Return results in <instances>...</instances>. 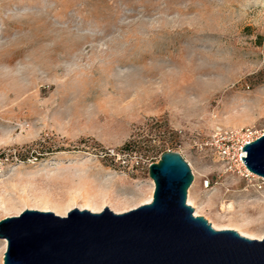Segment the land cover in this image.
I'll use <instances>...</instances> for the list:
<instances>
[{
  "label": "rangeland",
  "instance_id": "obj_1",
  "mask_svg": "<svg viewBox=\"0 0 264 264\" xmlns=\"http://www.w3.org/2000/svg\"><path fill=\"white\" fill-rule=\"evenodd\" d=\"M217 126L264 134V0H0V221L136 209L175 152L187 204L263 240L264 179L197 146Z\"/></svg>",
  "mask_w": 264,
  "mask_h": 264
},
{
  "label": "water",
  "instance_id": "obj_2",
  "mask_svg": "<svg viewBox=\"0 0 264 264\" xmlns=\"http://www.w3.org/2000/svg\"><path fill=\"white\" fill-rule=\"evenodd\" d=\"M242 158L264 179V136ZM151 203L122 214L74 209L66 216L26 211L0 221L4 264H264V239L215 230L187 204L193 182L179 153L149 166Z\"/></svg>",
  "mask_w": 264,
  "mask_h": 264
},
{
  "label": "built area",
  "instance_id": "obj_3",
  "mask_svg": "<svg viewBox=\"0 0 264 264\" xmlns=\"http://www.w3.org/2000/svg\"><path fill=\"white\" fill-rule=\"evenodd\" d=\"M264 134H259L251 128L241 130L224 129L215 127L210 136L197 143L200 150L212 152L226 175L238 176L249 179L253 176L246 168L242 158H247L243 148L260 139Z\"/></svg>",
  "mask_w": 264,
  "mask_h": 264
},
{
  "label": "bare ground",
  "instance_id": "obj_4",
  "mask_svg": "<svg viewBox=\"0 0 264 264\" xmlns=\"http://www.w3.org/2000/svg\"><path fill=\"white\" fill-rule=\"evenodd\" d=\"M153 194H154V191H152L150 197L146 200V203L145 204H149V203L152 202V200H153ZM79 199L82 201L83 209L90 210L93 213H96V212L99 213V212H101V208L99 207V205L97 204V202L95 203L96 198L93 197L89 193V191L87 189H84L81 193L79 192V194L77 193L76 195H74L73 196V200L71 201V203H74L75 201H78ZM103 203H105V200L104 199L101 200V204H103ZM188 204H189V206L193 207V209L195 211V216L196 217L201 215L200 214V211L201 210H204L203 208L196 207L194 205V203L191 201V198L190 197L188 199ZM222 209L224 210V213L222 214L221 211L218 210V215L221 216V217H223V218H225L228 214H232L234 212V205H233V203H228V204L224 205ZM209 221H210V224L212 225V227L215 230H218V231L219 230H234V231L238 232L243 237H246V238H249V239H254V237L250 233H248L247 231H245L244 225H239V224H235V223H229L228 225H221L219 223L212 222L211 220H209ZM1 264H3V257L1 259Z\"/></svg>",
  "mask_w": 264,
  "mask_h": 264
},
{
  "label": "trees",
  "instance_id": "obj_5",
  "mask_svg": "<svg viewBox=\"0 0 264 264\" xmlns=\"http://www.w3.org/2000/svg\"><path fill=\"white\" fill-rule=\"evenodd\" d=\"M124 153H131L132 152V150L128 147V146H126L125 148H123V150H122Z\"/></svg>",
  "mask_w": 264,
  "mask_h": 264
}]
</instances>
